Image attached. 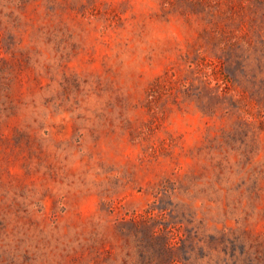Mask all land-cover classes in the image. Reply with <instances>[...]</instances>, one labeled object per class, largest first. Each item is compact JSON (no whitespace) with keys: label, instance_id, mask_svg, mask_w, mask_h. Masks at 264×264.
Wrapping results in <instances>:
<instances>
[{"label":"rangeland","instance_id":"rangeland-1","mask_svg":"<svg viewBox=\"0 0 264 264\" xmlns=\"http://www.w3.org/2000/svg\"><path fill=\"white\" fill-rule=\"evenodd\" d=\"M0 264H264V0H0Z\"/></svg>","mask_w":264,"mask_h":264}]
</instances>
